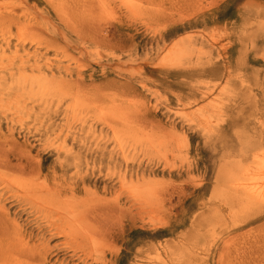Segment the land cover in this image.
Instances as JSON below:
<instances>
[{
  "label": "rangeland",
  "instance_id": "374dc122",
  "mask_svg": "<svg viewBox=\"0 0 264 264\" xmlns=\"http://www.w3.org/2000/svg\"><path fill=\"white\" fill-rule=\"evenodd\" d=\"M0 10L10 11L0 18V187L10 189L0 264H264V202L236 191L264 187L256 164L240 162L264 118V0H0ZM211 34L228 54L204 47L208 64L166 62ZM230 53L246 68L227 85ZM45 103L58 110L49 129L46 112L20 114ZM117 195L143 210L97 222L91 206ZM45 211L71 241L40 232Z\"/></svg>",
  "mask_w": 264,
  "mask_h": 264
},
{
  "label": "bare ground",
  "instance_id": "6f19581e",
  "mask_svg": "<svg viewBox=\"0 0 264 264\" xmlns=\"http://www.w3.org/2000/svg\"><path fill=\"white\" fill-rule=\"evenodd\" d=\"M8 14H10L9 10H0V18H3L5 16H7ZM200 23V22H199ZM198 22H195L194 27L198 28L199 26L197 24H199ZM208 21H204L202 24L204 25L203 29H207L210 28L212 25H208ZM201 24V23H200ZM210 24V23H209ZM189 27H185L183 29H172V30H164L163 32L160 33L158 41L154 44L155 47L159 48L160 44L159 41L162 42V44H165L172 36H175L176 34H178L180 31H184ZM216 26L213 28V30H216ZM157 34V33H156ZM215 36V34H211V35H203L201 37L198 38V43L197 45H200V47L191 50L190 52H188L187 54H185V56L183 55H177V56H167L166 62H170L171 64H173L174 66L176 65H184V64H192V59H195L194 62V66L196 67L197 65H199V63H203V64H208L210 63V58L208 59H203V55H204V47H208L209 48V53L208 55H212L211 50L213 51L214 49L216 50L215 53L217 54V56H223L229 53V50H231V46H228L229 43H223L220 47L218 43V39H214L213 37ZM198 37V35H197ZM197 37H189L188 41L190 43H195L197 41ZM258 37H256L255 35H253V40L255 41V43H258L257 40ZM261 37H259L260 39ZM241 41L238 42L237 45H240ZM159 54V50H157V53L155 54V57H158ZM13 57H17L16 53L15 54H11ZM229 57V56H228ZM240 61L236 60L235 64L233 65V59H232V54L230 53V57L229 60L224 62V66L226 67V69L228 70V76L229 78L227 79L226 84H230L231 83V78H232V73L238 70H242L246 68V64H243L244 62L239 58ZM165 62V63H166ZM243 62V63H242ZM20 65L22 67H28L31 68L32 70H37V71H41V66H39L37 64L36 61H34L33 63H30L29 60L26 61H20ZM219 65V64H218ZM209 66V65H207ZM213 68L216 67V63H212ZM181 75L183 76H189L192 75V71L190 72H179ZM247 80H243L242 82H246ZM235 85V84H233ZM250 91L253 92L254 89H250L248 87L245 88V91ZM13 91V90H11ZM22 91L26 92V90L22 89ZM244 89H240V92H243ZM16 93V91L14 92V94ZM259 93V91H258ZM246 95V94H245ZM247 97L250 98V94L247 93ZM184 97H178V100H182ZM187 98V97H186ZM259 99L264 102V93L263 91L261 93H259ZM51 107L48 103L45 104H33V106L29 109L26 108V106H23L22 109L20 110V114H29L31 112H39V113H44L46 112V115H48L46 118V122L44 121H40V126L42 127L43 123H47L46 124V129H49L51 126L54 125V123H49L52 118L57 114L58 110H55L51 113ZM224 107L221 105L218 106H213L211 113H215V111H223ZM57 111V112H56ZM210 112V110L208 111ZM260 115L264 116V112L259 113ZM13 119V118H12ZM261 133L258 136H254V138H257L256 140L251 139L250 137L246 138L244 141V146L241 149V158H240V162H244L247 160H251V165L253 167L254 164L255 167L253 168V172H257L261 179L264 181V118H261ZM11 119H9V122L11 123ZM256 135L258 134L257 132H254ZM159 155L161 154L160 152H157ZM103 154H100V157H102ZM102 159V158H101ZM67 162V161H66ZM65 162V163H66ZM5 165L14 167L16 169H19L21 171L24 172H28V173H40L42 171L41 168V164L39 163L38 165H34V162L32 161V165H29V161L25 160L24 163L21 161H16V160H11V159H5ZM246 163V162H245ZM240 166V163H239ZM260 166V167H259ZM250 165L249 166H244L243 167V174L245 175L246 173H248L251 169H250ZM61 172L63 174H66L69 172V166L66 167L64 165L60 166ZM53 175L55 174V171H52ZM49 177V176H47ZM80 180L82 182L87 180V172H85V174L80 178ZM239 188L236 187V191H241L247 198L251 199L252 201H254L255 203L257 202H264V187L261 188H254V189H247L245 187H240ZM10 189L5 187H0V201H3V196L9 192ZM120 199H119V195L116 196V198L110 202H106V204H102L99 202H95L92 206H91V215L94 217V219L99 222H105L106 220L110 219V218H117L118 220H121V218H131L134 215H139L140 211L143 210V208L141 207H137L135 205V203L132 202H122V204L120 203ZM39 214L43 215V218H45L46 223L44 224V226L42 227H47V229L45 230H41L42 231H46L47 233L50 234L51 238H55L58 237V235H62L65 241H71V235H63L64 230L60 229L58 226L59 220H61V217L58 218H53L52 217V212H48L45 211L44 212H38ZM8 213L7 211H4L1 216H0V224H2V222L7 224V218H8ZM51 218V219H47V218ZM149 221L152 222V218L149 217ZM15 226H18L17 223H15ZM17 232V231H16ZM18 233L20 235H22L23 239H26V237L23 235L22 231H18ZM85 238L83 237V235H79L75 238V240H84ZM20 242V241H19ZM78 242V241H76Z\"/></svg>",
  "mask_w": 264,
  "mask_h": 264
}]
</instances>
